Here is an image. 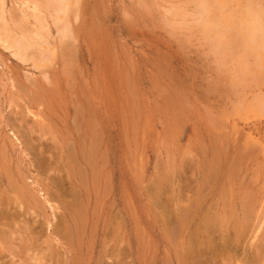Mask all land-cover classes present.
Wrapping results in <instances>:
<instances>
[{
  "label": "rangeland",
  "instance_id": "obj_1",
  "mask_svg": "<svg viewBox=\"0 0 264 264\" xmlns=\"http://www.w3.org/2000/svg\"><path fill=\"white\" fill-rule=\"evenodd\" d=\"M49 1H2L0 264H183L181 225L210 209L207 264H264L249 0H71L66 16Z\"/></svg>",
  "mask_w": 264,
  "mask_h": 264
},
{
  "label": "bare ground",
  "instance_id": "obj_2",
  "mask_svg": "<svg viewBox=\"0 0 264 264\" xmlns=\"http://www.w3.org/2000/svg\"><path fill=\"white\" fill-rule=\"evenodd\" d=\"M3 1V0H2ZM1 0H0V21H3L4 22V18H3V13H4V11H3V6H4V4H3V2H2ZM51 1V0H50ZM49 1V4H52L51 2H53V1H51L50 2ZM224 1V0H223ZM222 1V2H223ZM227 1V0H226ZM1 2H2V4H1ZM25 2H26V0H25ZM204 2V1H203ZM202 2V4H205V3H203ZM263 1L262 0H256V1H254V0H249L247 3H245V12H243V13H245V14H243L242 16H241V18H240V22H239V24H240V28H241V33L243 34V35H245L244 37L246 38L245 40L247 41V39H248V41L247 42H249L250 44L252 43V44H257L258 45V43H264V4L262 3ZM48 3V2H47ZM55 3V2H54ZM224 3H225V1H224ZM263 5H262V4ZM27 4V3H26ZM70 4H71V0H59L58 2L56 1V6H55V4H52L51 6L53 7L54 6V9L53 10H55V12H57L60 16L62 15V14H67L68 12H67V10L69 9V7H70ZM6 5V4H5ZM33 5H36L35 7L34 6H32L33 8H35V10L36 9H38L37 7H39V4L38 3H33ZM38 5V6H37ZM74 6V5H73ZM263 6V7H262ZM23 7V6H22ZM206 7V6H205ZM208 8L206 9V11L209 13V12H211V11H213V7L212 6H207ZM213 9H212V8ZM46 8H50V6H46ZM56 8V9H55ZM52 9V8H51ZM242 9H243V7H242ZM35 10H34V12H35ZM40 10V9H39ZM41 10H42V8H41ZM23 11H25V10H23ZM23 11H22V13H23ZM28 11H30V10H28ZM203 11H205L204 10V8H203ZM33 12V13H34ZM204 13H206V12H204ZM5 14H6V10H5ZM25 14V13H24ZM41 14H42V12H41ZM54 14H56V13H54ZM58 14H56V15H58ZM58 15V16H59ZM29 16V15H28ZM31 16H33L34 17V14L33 15H31ZM36 16V15H35ZM37 16L38 17H40L39 16V14L37 13ZM66 16V15H65ZM64 16V17H65ZM63 17V16H62ZM73 17V16H72ZM30 18V17H29ZM35 18V17H34ZM41 18V17H40ZM56 18H57V21L59 20L60 21V19H58L59 17H57L56 16ZM37 19V18H36ZM64 19V18H63ZM34 20V19H33ZM38 20V19H37ZM65 20V19H64ZM24 21V20H23ZM42 21H44V20H42ZM41 20H39L38 22L40 23V27H41V30H39V32L41 33V31H43L42 32V34L43 33H48L47 32V29H46V27H45V25H43V22H42ZM62 21V20H61ZM66 21V20H65ZM29 22V21H28ZM68 22V21H67ZM2 23V22H1ZM4 23H6V21L4 22ZM21 23H22V21H21ZM37 23V22H36ZM39 23H38V25H39ZM217 23V22H216ZM3 24V23H2ZM225 24V23H224ZM5 26H6V24H4ZM238 25V24H237ZM66 25H64V27H65ZM34 27H36V30L38 29L37 28V26H34ZM66 28V27H65ZM219 28V27H218ZM44 29L46 30L45 32H44ZM213 29V28H212ZM229 29V28H228ZM2 30H4V29H2ZM66 30H67V28H66ZM215 30H217V28H215ZM35 31V30H34ZM62 31V30H61ZM60 31V33H62V32H64L65 33V31H62L61 32ZM67 31H69V30H67ZM233 31V30H232ZM6 32V31H5ZM4 32V34H2L1 32H0V44L2 43H7L8 42V39H10V37H8V36H6V35H8V34H10L9 32H8V34H7V32L5 33ZM35 33H36V31H35ZM64 33H62L63 35H64ZM69 33V32H68ZM217 33V32H216ZM42 34H36V37H38V38H40V40L39 41H37V42H40L41 41V43H36L35 42V46H41V44H43V42L42 41H44L45 39H46V35L47 34H43L44 36H42ZM72 34V33H71ZM65 35H66V33H65ZM64 35V36H65ZM242 35V36H243ZM44 37V38H43ZM66 38V37H65ZM72 38V37H71ZM47 40V39H46ZM243 42V41H242ZM14 44H13V46H12V44H8L7 45V48L8 47H12L13 48V50H14V48H16V50H17V52H16V54H15V56L17 57H25L26 56V52H27V50H29V49H31L32 48V46L33 45H31V44H29V43H27L26 42V40L24 39H22V40H19V41H16V42H13ZM250 44H249V46H250ZM11 45V46H10ZM0 46H2V45H0ZM3 47V46H2ZM5 47V46H4ZM8 49H10V48H8ZM263 49H264V45H263ZM258 50V49H257ZM251 51V50H250ZM253 51V50H252ZM257 54V53H256ZM30 112V111H29ZM33 112V111H32ZM32 112H30V113H32ZM33 115H34V118H38V114L36 115L35 114V112H33L32 113ZM16 135V134H15ZM15 135L13 136V137H15ZM15 139V138H14ZM15 141L16 142H19V143H21L20 142V140L16 137V139H15ZM97 141V140H96ZM83 153V152H82ZM208 174V173H207ZM98 180V179H97ZM38 184V183H37ZM217 188H218V186H217ZM22 191V190H21ZM39 193V192H38ZM40 193H43L42 191H40ZM41 195V197H43V203L44 204H46L48 207H49V210H52L51 212H54V214H55V211L57 210H59V209H56L54 206H53V204L45 197V194H40ZM250 195V194H249ZM35 199L37 198V197H34ZM37 200V199H36ZM31 201H32V199H31ZM30 201V202H31ZM39 201V200H38ZM42 201V200H41ZM205 202V201H204ZM244 202V201H243ZM216 205V204H215ZM245 205V204H244ZM29 206V205H28ZM33 206V205H32ZM224 206V205H223ZM222 206V207H223ZM48 207H47V209H48ZM198 208L196 207V211H200V210H202V208H200L199 207V210H197ZM79 210V209H78ZM181 211V210H180ZM246 211V210H245ZM189 212V215L191 214L190 213V211H188ZM191 212H193V211H191ZM180 213V212H179ZM201 213H202V211H201ZM200 212L197 214L196 213V216L194 217V218H192V220L188 223V222H186L185 220V224L183 225H181L182 226V228H183V231H182V236H181V240L180 241H182L181 243H183V244H181L183 247H185L184 248V252H182V256H181V254H180V257L179 258H181V259H183L182 261H184L183 262V264L185 263V264H207V262L206 261H208L207 260V256L208 255H206L207 254V248H208V246H210V244H212L213 242H214V239H216V235L217 234H219V230L217 231V228H216V224L218 223H216V219H215V216L217 215H215V214H213V211L210 209V210H208V212L202 217V214H201ZM215 213V212H214ZM53 214V213H52ZM183 214V213H182ZM192 215H195L194 213L192 214ZM199 215V216H198ZM245 215H246V213H245ZM250 216V215H249ZM179 217V216H178ZM184 217V216H183ZM54 218H56V216L54 217ZM185 218V217H184ZM181 220V219H180ZM186 220H187V218H186ZM49 222V221H48ZM179 222V221H178ZM180 222H183V218H182V220L180 221ZM49 225H50V223H48ZM181 224V223H180ZM220 224V223H219ZM179 225V224H178ZM251 226H252V224H251ZM81 228V227H80ZM182 228H181V230H182ZM219 229V228H218ZM222 229V228H221ZM255 229V228H254ZM239 231L240 232H242L241 230H240V228H239ZM257 232V231H256ZM10 233V232H9ZM247 234H249V233H247ZM242 235V234H241ZM254 235V234H253ZM178 236V235H177ZM108 237V236H107ZM172 238V237H171ZM249 238V237H248ZM5 239V238H4ZM56 240V239H55ZM247 239H245V241H246ZM241 241V240H240ZM247 242V241H246ZM182 246H180L179 247V251H182L183 250V248L181 249V247ZM262 248V247H261ZM263 249V248H262ZM262 249H260L259 250V252L262 254V256H263V250ZM258 250V249H257ZM178 251V250H177ZM176 251V252H177ZM259 253V254H260ZM177 254H178V252H177ZM260 254V255H261ZM174 257V256H173ZM177 258H178V256H177ZM260 258H261V256H260ZM263 260V258H261V261ZM181 263V262H180ZM210 263V262H209ZM238 263V262H237ZM258 264V263H257Z\"/></svg>",
  "mask_w": 264,
  "mask_h": 264
}]
</instances>
